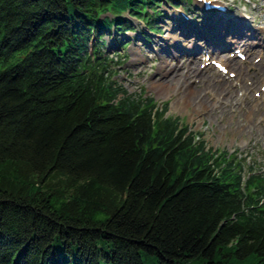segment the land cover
<instances>
[{"label": "trees", "instance_id": "1", "mask_svg": "<svg viewBox=\"0 0 264 264\" xmlns=\"http://www.w3.org/2000/svg\"><path fill=\"white\" fill-rule=\"evenodd\" d=\"M184 1L0 0V264H264V173L105 55Z\"/></svg>", "mask_w": 264, "mask_h": 264}, {"label": "rangeland", "instance_id": "2", "mask_svg": "<svg viewBox=\"0 0 264 264\" xmlns=\"http://www.w3.org/2000/svg\"><path fill=\"white\" fill-rule=\"evenodd\" d=\"M214 1L226 4L225 6L233 17L228 18L224 15L219 18L215 16L207 17L201 10L203 7L195 0L192 4H187L186 1L181 2L182 6L177 10L165 5L162 7V12L165 14L159 22L161 34L151 35L143 23L133 21L136 33L129 32L127 36H122L120 43L114 39V36H106L107 50L105 55L109 59H113V76L119 74L114 77L115 81L121 82L132 95L144 94L146 97L153 98L160 106L168 104L167 116L179 119L182 125L187 126L194 133L196 141L206 142L208 150L228 156L233 152L242 153V157L246 154V157H256L257 161L262 164L264 163V104L259 105L260 108L255 107L258 102H261L258 94H261V88L264 86V77L255 83L251 80H249L250 83L248 81V84L247 82L236 81L239 67L246 68L248 64L252 63L257 65L259 64L258 60L261 58L257 59L256 54L251 55L242 44H234L230 52H224L223 54H220V51L216 54L210 53L215 60H225L233 56L232 60L234 62L231 63L230 71H234L232 73L236 74L235 78L230 77L229 74L220 73L212 64H210V70L204 73L206 77L211 78L214 84L232 83L237 94L232 97L222 95L221 98H224L227 103L219 106L215 103L220 96L217 98L212 94H207L209 103L207 110H194L192 107L187 109L174 108V104L182 94V92H174V89L179 88L183 81L178 85L177 81L181 77L179 75L173 81L174 72H188L187 67L191 68L193 58L198 56L200 59L202 51L199 52V50L205 48L209 50L218 49V46L227 47L229 40L235 43L238 40V38L233 39L222 36V39L213 41L212 46L205 47L203 41L189 37L195 29L193 26L188 27L183 24L181 17L190 20L192 23L196 22L197 26L195 28L201 31L217 29L225 21L230 25V31L233 32L237 29L234 36H239V39H246L248 34L254 33V38L246 39L249 46L254 45L258 51H264L261 41L264 34V0ZM237 19L239 21L235 28L234 25ZM219 30L226 31L224 28ZM143 34L151 36L149 43L142 38ZM175 37L179 38V43L174 47L172 41ZM129 42L131 43L130 46L123 49L122 46H126ZM167 47L173 50L175 54H168ZM237 47L247 50L248 54L245 62L239 61L234 56L233 52ZM188 49L195 50L189 51ZM187 51L193 54L190 56L185 55L184 52ZM196 68L204 70L200 60H197ZM173 69L174 71H172ZM258 75L257 70L250 71L251 78ZM201 78L202 75L187 78L185 87L195 90V95L199 93L203 95L204 86L199 84ZM237 79L240 80V76ZM243 84L248 87V91L245 92L242 89ZM213 91L215 92V90Z\"/></svg>", "mask_w": 264, "mask_h": 264}, {"label": "bare ground", "instance_id": "3", "mask_svg": "<svg viewBox=\"0 0 264 264\" xmlns=\"http://www.w3.org/2000/svg\"><path fill=\"white\" fill-rule=\"evenodd\" d=\"M202 10V9H201ZM203 12L205 13H213L212 15L213 16H216V17H221L222 15L224 16H228L229 17H233L231 13H225L223 14L222 12L218 11V10H205L203 9L202 10ZM216 14V15H215ZM235 18V17H234ZM239 20L237 19V21L235 22H238ZM187 23H189V26L188 27H191L193 26L194 27V31L191 33V35L189 36L190 38H194V39H199L200 41H203L205 43V47H208L210 44H212L213 41H218L219 39H222L223 37H227L228 36V32L230 31V25L227 24V22L224 21V23L221 24V26L217 29H211V30H208V31H201L199 29H196L195 27L197 26L196 25V22L192 23L189 21H186ZM221 28H224L226 29V31H222V30H219ZM181 30V29H180ZM214 30V31H213ZM185 35V34H184ZM183 35V36H184ZM223 36V37H222ZM231 40H229L230 42ZM179 43V38L175 37L173 38V41H172V44L173 46L175 47L176 45H178ZM238 44H242L243 46H245L247 49H248V52L253 55V54H256L257 57H262V60L259 62V64L255 65L253 64H249L246 68L243 66L238 68V75L240 76V79L243 83H246L247 81L251 80V82L253 81L254 83L257 82L260 78L264 77V57H263V54L260 52V50L258 51L257 48L254 47V45H250L248 44V41L246 39H238L235 43V45H238ZM258 47V46H257ZM228 48H226L227 50ZM242 50V48H240ZM189 51H194L195 49H188ZM244 52H247L246 49H243ZM168 51V54H173V50H170L168 47H167V50ZM202 51V52H201ZM218 51H220L219 49H211L210 51H208L206 54L203 55V64H206L207 63V56L210 55V53H214L216 54ZM199 52H201L203 54V50H199ZM199 53V54H201ZM175 54V53H174ZM185 55H192L193 53H189L188 51L187 52H184ZM197 60H199V57L197 56L196 58L194 57L192 62H191V68H188L187 67V71L188 72H174L173 74V77H172V80L174 81L175 78L179 75L181 77H179V80L177 81L178 82V85L179 83L181 82V85H179L180 87L179 88H175L174 89V92H182V94L180 95V97L178 98L177 102L174 104V108L178 109V108H184V109H187V108H190L192 107L194 110H207L208 107H209V103H208V98H207V94H212V96L214 97H217L220 96L218 98V101L215 103V105H223V104H226V100L224 98H221V96H227V97H232L234 96V94H237L236 90L234 89L233 87V84H228L227 82L225 84H214L213 81L211 80V78L209 77H206L204 75V73L206 71H208V67H205L206 69L204 71H202L201 69L199 68H196V65H197ZM209 61V60H208ZM225 64L230 68L232 65L231 63H233L234 61L230 58L224 60ZM243 65V64H242ZM252 70H257L258 72V76L254 77V78H251L250 77V71ZM174 71V69L172 70ZM232 72V71H231ZM202 75V78L199 82V84L203 85L204 86V94L202 95L201 93L195 95L194 92L195 90L193 91L192 88H186V79L187 78H191L193 76H201ZM253 77V76H252ZM198 78V77H196ZM250 78V79H249ZM250 83V81H249ZM189 85V84H188ZM252 85V84H250ZM185 87V89H184ZM215 90V92L213 90ZM245 92L248 91V87L244 84L243 85V88H242ZM167 90V89H166ZM205 95V97H203ZM194 96V97H193ZM260 101L261 102H258L256 107L255 108H260L259 105L261 104H264V89L261 88V94H260ZM217 107V106H216Z\"/></svg>", "mask_w": 264, "mask_h": 264}]
</instances>
